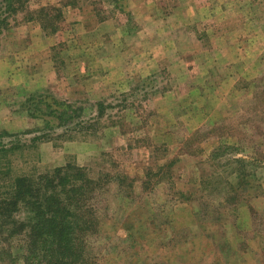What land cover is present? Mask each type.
<instances>
[{"label":"rangeland","instance_id":"374dc122","mask_svg":"<svg viewBox=\"0 0 264 264\" xmlns=\"http://www.w3.org/2000/svg\"><path fill=\"white\" fill-rule=\"evenodd\" d=\"M21 177L87 179L72 264H264V0H0ZM29 215L0 202V264L57 260Z\"/></svg>","mask_w":264,"mask_h":264},{"label":"trees","instance_id":"16d2710c","mask_svg":"<svg viewBox=\"0 0 264 264\" xmlns=\"http://www.w3.org/2000/svg\"><path fill=\"white\" fill-rule=\"evenodd\" d=\"M86 180L81 178L80 183L74 180L77 183L74 185L61 179L55 183L50 178L32 181L21 177L12 185L10 197L0 200L2 213L10 219L22 208L28 210V223L32 232L43 244L44 250L50 251V255L57 259L54 262L47 253L46 262L49 264H72L74 258L79 257L80 247L76 248L75 245L83 242V228L89 225L84 220L70 216H74L75 202H79L77 193L86 188ZM47 190L51 194L48 195ZM39 241L31 244L38 245ZM38 251L40 249L36 248L35 252Z\"/></svg>","mask_w":264,"mask_h":264}]
</instances>
